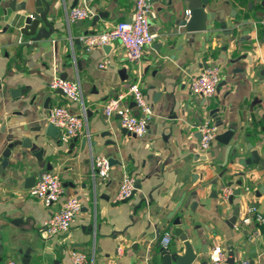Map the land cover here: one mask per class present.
Returning a JSON list of instances; mask_svg holds the SVG:
<instances>
[{
    "label": "crops",
    "instance_id": "crops-1",
    "mask_svg": "<svg viewBox=\"0 0 264 264\" xmlns=\"http://www.w3.org/2000/svg\"><path fill=\"white\" fill-rule=\"evenodd\" d=\"M12 1L0 0V162L15 140L35 145L13 147L0 173L2 264H74L73 248L88 254L86 264H163L165 232L173 236L167 251L180 257L172 264H212L211 251L219 244L227 260L233 253L235 263L264 264V223L240 226L252 207L264 215V194L256 195L264 167L239 162L254 151L264 159V0H210L207 30L194 32L175 25L189 0H151L150 29L157 38L139 63L127 58L120 41L92 49L83 41L130 19L136 0H47L52 21L39 29L50 37L42 39L20 32L36 0H17L15 10ZM84 3L92 16L72 21L68 11ZM104 59L110 63L101 69ZM214 64L223 69L218 92L207 99L195 95L190 78ZM56 76L79 83L82 101L51 89ZM133 83L141 85L153 110L142 138L121 126L120 115L108 117L103 109L125 93L122 102L139 116L128 93ZM55 105L85 114V133L68 142L46 137ZM208 117L219 133L234 131L228 156V146L217 140L207 151L200 148L199 125ZM97 156L113 159L106 178L94 174ZM50 164L65 193L47 207L25 180L50 171ZM125 174L141 187L117 202ZM224 186L232 188L229 201L222 198ZM70 195L83 202L81 212L69 231L44 239L46 220Z\"/></svg>",
    "mask_w": 264,
    "mask_h": 264
},
{
    "label": "built area",
    "instance_id": "built-area-1",
    "mask_svg": "<svg viewBox=\"0 0 264 264\" xmlns=\"http://www.w3.org/2000/svg\"><path fill=\"white\" fill-rule=\"evenodd\" d=\"M151 0H136L132 17L128 20H121L111 29L102 31L101 33L86 34L83 41L89 49L108 45L113 41H120L124 47L127 58L134 63H139L144 55L145 48L151 45L157 38V34L151 32ZM92 16V11L87 3L82 6L72 7L68 11V17L72 21H79ZM261 25L264 28V16L261 18ZM110 63L109 59H104L99 64L101 69L107 67ZM223 69L220 65L214 64L190 78L189 87L196 95L207 99L212 98L218 92L219 84L222 80ZM51 89H61L66 97L72 101H82L83 92L81 86L77 82L54 77L50 81ZM128 93L132 95L135 106L140 109L141 114L137 116L133 108L129 104L122 102L125 93L109 99L104 105V111L108 117L116 114L120 115L121 126L130 134L142 138L149 130L148 120L153 114L152 107L147 99L146 93L138 83H133L128 87ZM49 113V120L55 126L61 129L60 140L68 142L73 137L85 133L87 117L85 114L73 113L66 105L52 106ZM219 125L212 122L208 117L203 119L199 125L200 131V148L207 151L216 140L219 133ZM94 174L103 178L109 176L111 169L110 161L107 157L97 156L93 158ZM122 184L115 201H125L132 196L136 189L135 178L129 174H125ZM31 195L37 197L47 207L59 202L65 193L64 184L58 172L50 170L43 173L41 180L37 181L30 190ZM222 198L229 201L233 195L232 188L224 186L222 188ZM83 202L78 195H70L66 198L60 209L54 211L46 220L44 225L43 238L50 239L61 232L70 230L75 221L76 216L81 212ZM264 223V215L258 213L255 208H250L248 213L242 218L240 226L253 227ZM238 227V225H237ZM256 233V232H255ZM173 236L170 232H165L161 240L163 249H168L172 242ZM70 258L74 264H86L90 257L84 251L71 249ZM228 256L222 245H216L211 251L212 264H224ZM11 264H16L12 262ZM235 264H252L250 260H241ZM253 264H262L261 262Z\"/></svg>",
    "mask_w": 264,
    "mask_h": 264
},
{
    "label": "water",
    "instance_id": "water-1",
    "mask_svg": "<svg viewBox=\"0 0 264 264\" xmlns=\"http://www.w3.org/2000/svg\"><path fill=\"white\" fill-rule=\"evenodd\" d=\"M17 3V0H13L12 3H10V7L15 10V5ZM210 3V0H189L188 5V11L183 15V17L175 20V25L184 26L187 31L194 32V31H204L207 30V13H205V7ZM37 9L34 13H31L27 15V17L23 18V24L20 27V32L22 35L26 37L30 36H36L39 39L50 37L49 32H46L45 29H39V26L41 23L44 24H50L52 21V18L48 16V12L50 9V3L47 2V0H36ZM262 16H264V13H261ZM21 19V18H20ZM98 19V17H96ZM22 21V20H21ZM51 29L52 26L50 25ZM39 30V31H38ZM78 42V40H77ZM59 93L64 94V91L61 89L57 90ZM222 125L221 123H219ZM148 126H149V120H148ZM150 127V126H149ZM45 136L51 137L53 139L59 140L61 136V129L55 126L52 122H50L45 127ZM234 135V131L227 130L225 132L219 133L216 136V140L219 142H222L223 144L227 145V156L229 152L231 151L233 145L230 143L231 138ZM40 137V135H39ZM42 137V136H41ZM34 143L28 139L24 140H15L7 147L5 153L3 154V160L0 162V173L3 172L7 166L9 165V158L12 155L13 147L15 146H21L22 148L26 149H34ZM239 146V145H237ZM44 147L41 148L39 151L35 153V156L40 159L41 156L44 153ZM228 158V157H227ZM227 160V159H226ZM110 164L113 162V159H109ZM240 164L243 166H252L254 164L261 165L264 167V159L261 158L260 154L257 151H254L253 154L249 158H240L239 159ZM119 164V162L117 161ZM49 170L52 168L51 164L48 165ZM43 173H38V175H32L30 177H27L25 180L26 188H32L34 184L36 183L37 179L41 180ZM141 182L139 180L136 181V189L134 192H136L137 189H139L141 186ZM239 190L236 191V194H239ZM264 194V184L261 185L256 190V195L260 196ZM232 199V196H231ZM237 215H235L232 218V222L235 223L237 221ZM179 222V221H178ZM264 227V225H261V228ZM176 234L178 236H181V239L184 241H187V236L183 232V229L176 228L175 230ZM188 246V244H186ZM3 252V244L0 239V264H2L4 261L2 260L1 253ZM160 253L162 256L163 264H172V261H177L180 259L179 255L176 254H170L166 249L161 248ZM228 264H235V259L233 253L230 254V258L227 260ZM190 264V263H185ZM253 264V263H252Z\"/></svg>",
    "mask_w": 264,
    "mask_h": 264
}]
</instances>
